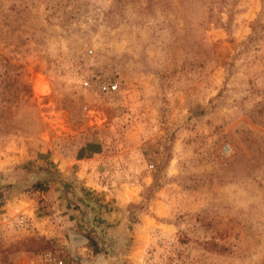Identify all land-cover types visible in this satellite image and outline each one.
Instances as JSON below:
<instances>
[{"label": "rangeland", "instance_id": "obj_1", "mask_svg": "<svg viewBox=\"0 0 264 264\" xmlns=\"http://www.w3.org/2000/svg\"><path fill=\"white\" fill-rule=\"evenodd\" d=\"M48 254L264 264V0H0V264Z\"/></svg>", "mask_w": 264, "mask_h": 264}, {"label": "built area", "instance_id": "obj_2", "mask_svg": "<svg viewBox=\"0 0 264 264\" xmlns=\"http://www.w3.org/2000/svg\"><path fill=\"white\" fill-rule=\"evenodd\" d=\"M101 90L103 92H107V93H110V92H115L118 90V84L116 83H112V82H109V83H102L101 85ZM47 260L49 261H55L56 264H65V260H64V257L63 258H54L52 256V254H48L47 255Z\"/></svg>", "mask_w": 264, "mask_h": 264}]
</instances>
